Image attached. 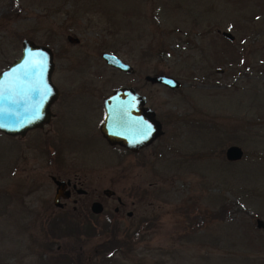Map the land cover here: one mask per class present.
Returning <instances> with one entry per match:
<instances>
[{
	"label": "rangeland",
	"instance_id": "374dc122",
	"mask_svg": "<svg viewBox=\"0 0 264 264\" xmlns=\"http://www.w3.org/2000/svg\"><path fill=\"white\" fill-rule=\"evenodd\" d=\"M22 37L51 49L61 100L41 129L0 132V264H264V0H0V69ZM158 73L179 85L143 79ZM127 84L163 129L136 155L98 131L102 95ZM51 175L86 192L55 207ZM229 201L225 220L209 218ZM65 221L84 226L62 234ZM105 223L126 244L101 261Z\"/></svg>",
	"mask_w": 264,
	"mask_h": 264
},
{
	"label": "water",
	"instance_id": "95a60500",
	"mask_svg": "<svg viewBox=\"0 0 264 264\" xmlns=\"http://www.w3.org/2000/svg\"><path fill=\"white\" fill-rule=\"evenodd\" d=\"M221 34L232 38L228 31L223 30ZM66 39L70 42L77 41L76 37L69 34ZM100 56L105 63L121 71L130 69V65L114 53L102 51ZM29 62H34L36 66L26 67ZM52 69L51 49L47 45L22 37L19 54L0 69V132L21 136L27 130L41 127L48 121V106L58 93L51 82ZM144 78L151 83H161L170 88L179 85L177 79L164 73L145 75ZM142 102L143 96L126 85L113 88L102 98L103 117L98 128L107 143L136 150L162 132L151 108H136V104ZM223 152L227 160H236L242 155V149L236 144H228ZM50 178L54 183L52 202L56 205L59 197L66 198L69 191L65 189L62 192L65 187L63 179L52 175ZM112 192L111 189H103L106 195ZM90 210L99 212L101 204L92 201ZM254 221L257 227L264 230V220L255 217Z\"/></svg>",
	"mask_w": 264,
	"mask_h": 264
},
{
	"label": "flooded vegetation",
	"instance_id": "af4514ba",
	"mask_svg": "<svg viewBox=\"0 0 264 264\" xmlns=\"http://www.w3.org/2000/svg\"><path fill=\"white\" fill-rule=\"evenodd\" d=\"M76 42V41H75ZM126 62V61H125ZM129 64V63H128ZM130 65V64H129ZM116 68V67H115ZM133 72H134V70H133V68L131 67V65H130V69L128 70V71H126V73H129L130 75L131 74H133ZM51 75H52V73H51ZM145 75H148V74H144L143 75V79L145 80V81H148V80H146L145 78H144V76ZM51 82L53 83V85L56 87V89H57V91H58V93H57V95H56V97L54 98V100L53 101H51L50 102V104H49V106H48V109H49V112H50V115H49V119H48V121L46 122V123H43L42 125H41V127H38L39 129H41L44 125H46L47 123H50L52 120H53V118H55L56 117V113L55 112H53L52 110H51V107H52V105L59 99V102H60V100H61V97L59 98V94H60V90L58 89V87L54 84V82L52 81V78H51ZM149 82V81H148ZM159 84H161V83H159ZM161 85H164V84H161ZM121 86H125V85H121ZM126 86H131L132 87V89L135 91V92H137L139 95H141V96H143V102L142 103H138V104H136V108L137 109H141V108H143L144 106H147V107H149V108H151L152 109V111H153V116L159 121V123H160V126H161V133L159 134V135H157L155 138H153V140L154 139H156L157 137H159L160 135H162V133H163V129H162V125H161V119H160V117L157 115V113H156V111H155V109L153 108V107H151L149 104H148V94L146 93V92H144V91H141L140 89L141 88H139V87H136V86H133V85H131V84H127ZM164 86H166V85H164ZM118 87V86H117ZM166 87H168V86H166ZM115 88V87H114ZM168 88H170V87H168ZM107 94V93H106ZM106 94H104V95H102V97H101V100H100V106H101V110H102V116H101V119H102V117H103V109H102V98L106 95ZM66 100V101H65ZM65 102H67V99H65V95H63V98H62V104H64ZM94 102H95V100H94ZM93 110H94V107H93ZM95 111V110H94ZM101 119H100V121H101ZM100 121H99V123H100ZM99 123H98V127H99ZM33 129H35V128H33ZM98 131H99V128H98ZM99 134H100V132H99ZM100 136L102 137V135L100 134ZM103 138V137H102ZM104 139V138H103ZM152 140V141H153ZM104 141L106 142V140L104 139ZM152 141L151 142H149L148 144H150V143H152ZM107 143V142H106ZM108 145H110V146H116V147H120L121 149H123L124 150V152H126L127 154H129V155H136V154H139L140 153V151H141V149H143L144 147H146L148 144H146V145H144V146H141V147H138L136 150H131V149H128L127 147H124V146H122V145H119V144H109V143H107ZM57 178V177H56ZM58 179H62V178H58ZM64 180V182H65V187L62 189V192L66 189V190H68L69 191V194H68V196L66 197V198H62V197H59V199H58V204H54L53 202V205L55 206V207H62L63 205H64V201H62V200H65V199H67L69 196H70V193H71V191L73 190V191H75L76 193H81V194H84L85 192H86V190L85 189H83V188H80V187H77L76 186V184H75V182H71L68 178H66V179H63ZM106 188V187H105ZM104 189V188H103ZM103 189L101 190L102 191V193H103ZM105 196H109V195H112L113 194V192L111 193V194H109V195H106L105 193H103ZM92 201H97V200H92ZM91 201V202H92ZM116 201L121 205L122 204V201L120 200V198L117 196L116 197ZM91 202H90V204H91ZM99 202V201H98ZM100 203V202H99ZM90 204H89V208H90ZM117 210V206H115L114 207V211H116ZM126 215L127 216H130L131 215V211H127L126 212Z\"/></svg>",
	"mask_w": 264,
	"mask_h": 264
},
{
	"label": "trees",
	"instance_id": "16d2710c",
	"mask_svg": "<svg viewBox=\"0 0 264 264\" xmlns=\"http://www.w3.org/2000/svg\"><path fill=\"white\" fill-rule=\"evenodd\" d=\"M231 205V201L227 202V203H222L220 204V206L218 207V209H215L213 211L209 212V218L214 219V220H225L227 217V211L229 209ZM191 210V209H189ZM192 211V210H191ZM192 215L194 216H198L196 214V212L192 213ZM199 221H196V223H199L202 218L199 216ZM109 223H105V232H109L111 233V235L104 240L98 247V252L101 256V261H103V259L105 257H111L113 255L114 252L120 251L122 250V245H125L126 243L122 240H118L116 238H114V234L112 232V228L108 225ZM53 225V224H52ZM73 225V224H72ZM84 226V225H82ZM82 226L78 227V226H71V223L68 221H65L64 223L61 222H57V224H55V227L64 233H69L71 232L72 229H75L76 231H78L79 228H81ZM134 234V235H133ZM137 234V230H133L131 236H135ZM63 262L71 264V261L68 260H64Z\"/></svg>",
	"mask_w": 264,
	"mask_h": 264
},
{
	"label": "snow or ice",
	"instance_id": "6c2138e0",
	"mask_svg": "<svg viewBox=\"0 0 264 264\" xmlns=\"http://www.w3.org/2000/svg\"><path fill=\"white\" fill-rule=\"evenodd\" d=\"M35 66H36V65H35L34 62H29V64L26 65V67H28V68H32V67H35Z\"/></svg>",
	"mask_w": 264,
	"mask_h": 264
}]
</instances>
